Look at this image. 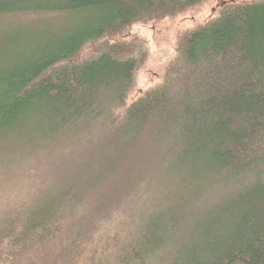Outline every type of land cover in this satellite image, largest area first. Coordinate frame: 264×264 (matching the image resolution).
Instances as JSON below:
<instances>
[{
	"label": "trees",
	"instance_id": "16d2710c",
	"mask_svg": "<svg viewBox=\"0 0 264 264\" xmlns=\"http://www.w3.org/2000/svg\"><path fill=\"white\" fill-rule=\"evenodd\" d=\"M201 2L0 0V264H264V0L74 60Z\"/></svg>",
	"mask_w": 264,
	"mask_h": 264
},
{
	"label": "rangeland",
	"instance_id": "374dc122",
	"mask_svg": "<svg viewBox=\"0 0 264 264\" xmlns=\"http://www.w3.org/2000/svg\"><path fill=\"white\" fill-rule=\"evenodd\" d=\"M251 1L257 0H202L200 4L177 15L136 22L118 34L88 43L74 60L90 57L103 45L114 42L141 46L146 52V58L135 72L134 84L127 99L131 102L162 80L168 62L175 56L176 44L184 32L215 17L223 5Z\"/></svg>",
	"mask_w": 264,
	"mask_h": 264
}]
</instances>
